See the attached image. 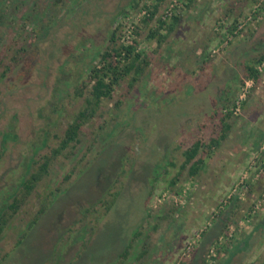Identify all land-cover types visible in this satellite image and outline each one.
Here are the masks:
<instances>
[{
    "label": "rangeland",
    "instance_id": "rangeland-1",
    "mask_svg": "<svg viewBox=\"0 0 264 264\" xmlns=\"http://www.w3.org/2000/svg\"><path fill=\"white\" fill-rule=\"evenodd\" d=\"M169 2L0 0V74L26 50L0 78V264H116L130 237L121 264H264V0H179L163 20ZM115 29L119 46L132 30L146 66L53 157ZM196 142L191 177L182 166ZM213 226L227 240L207 257Z\"/></svg>",
    "mask_w": 264,
    "mask_h": 264
},
{
    "label": "trees",
    "instance_id": "trees-1",
    "mask_svg": "<svg viewBox=\"0 0 264 264\" xmlns=\"http://www.w3.org/2000/svg\"><path fill=\"white\" fill-rule=\"evenodd\" d=\"M160 1V0H157ZM156 11V8H153V11L151 12V15ZM118 39L117 36V30H113L109 36V46L106 47L100 54V66H94L91 68L89 73V80H94V84L92 85L91 90V96L90 98L85 100L86 107L83 108V110L79 111L75 117L72 119L71 123L67 126L66 131L64 133L63 138L60 141L58 149L53 150V157L58 155L63 149L68 147L69 144L75 143L77 141L78 133L80 132V129L84 122L88 119H90L94 112L96 111L98 105L101 102V98H109L111 94V90L114 85H116L119 80L129 74L131 71H134L136 74L139 73L142 68L141 66H146L145 59L140 60L139 55H134V47L133 45H127V46H119L116 44V40ZM26 50L22 47L16 51V53L12 56L11 63L7 65L5 70L0 74V78L3 79L5 76L9 74V72L12 71V69L15 67V65L19 64L22 59L26 55ZM248 73L250 76H256V72L251 67H246ZM257 77V76H256ZM257 80V78L253 77ZM214 143V141L212 142ZM202 145L199 142H196L192 145L190 149H188L185 153V160L182 168L186 169L188 167L189 171L188 174L191 177H194V175L199 171L200 166L203 163L204 156H199L197 158L199 151L201 150ZM209 150V149H207ZM202 154H207V151L202 152ZM51 161V158L44 157L43 162L40 165L39 169L35 171L34 173L30 174L28 178H26L22 183V191L24 193H30L38 180L40 179L41 175L43 176L45 173H47L48 165ZM118 196V192L113 193L112 200L110 203L108 202L106 210H109L110 207L113 205L114 201L116 200V197ZM16 201V200H15ZM16 208V205L10 206V209L13 210ZM46 212V209L43 208L41 211L38 212L37 216L32 219L29 229L30 230L33 226L37 224L40 217L44 215ZM39 215V216H38ZM7 220L5 217H0V235L5 228ZM215 227L211 228L208 232H205L202 235L200 246L205 248L209 247L214 240L218 237L220 234L219 230L215 233ZM131 237L128 239L127 244L123 247L122 251L118 254V260L116 261V264H121L122 261H124L128 254H129V242ZM18 244H20V241H18ZM17 244V245H18ZM201 250V248L199 247ZM199 249H196L194 251L195 254L199 253ZM193 253V255H195ZM204 261L200 264H203Z\"/></svg>",
    "mask_w": 264,
    "mask_h": 264
},
{
    "label": "built area",
    "instance_id": "built-area-1",
    "mask_svg": "<svg viewBox=\"0 0 264 264\" xmlns=\"http://www.w3.org/2000/svg\"><path fill=\"white\" fill-rule=\"evenodd\" d=\"M179 6H181L180 4H179V0H171V2H169V5H168V7H167V10H166V12L164 13V15H163V20H165V19H167V18H170L171 16H172V14H173V11H174V9H176V8H178ZM131 37H132V30H129V31H127V35H126V43L127 44H129V45H131V43H132V40H131ZM214 52V51H213ZM264 66V62H262L261 64H260V66L259 67H257L256 69H260V67H263ZM242 100V98L240 97L236 102H235V108H234V111L235 112H238V110H239V105H240V101ZM263 173V170L262 169H260L259 170V174H262ZM242 187L243 186H237V187H235V188H232L229 192H228V198H230V197H238V198H240L242 195H243V192L244 191H242ZM262 197H264V194L262 195ZM229 230H228V232H227V236H228V238L229 237H231L232 236V231H234V228L233 227H229L228 228ZM226 237V236H225ZM223 238H224V236L223 235H219V237L217 238V240L214 242V243H212L210 246H209V248H208V250H207V252L209 253V254H207V257H210V256H212V257H214L215 256V254H216V252H215V246H213V244H220V243H222V241H224L225 242V240H227L226 238H225V240H223Z\"/></svg>",
    "mask_w": 264,
    "mask_h": 264
},
{
    "label": "crops",
    "instance_id": "crops-1",
    "mask_svg": "<svg viewBox=\"0 0 264 264\" xmlns=\"http://www.w3.org/2000/svg\"><path fill=\"white\" fill-rule=\"evenodd\" d=\"M261 26H262V28H261V29H263V28H264V23H262V24H261ZM256 34H258V33H256ZM256 34H255V35H256Z\"/></svg>",
    "mask_w": 264,
    "mask_h": 264
}]
</instances>
